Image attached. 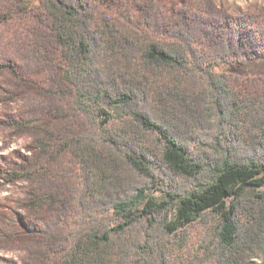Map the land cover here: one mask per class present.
Listing matches in <instances>:
<instances>
[{"label": "trees", "instance_id": "1", "mask_svg": "<svg viewBox=\"0 0 264 264\" xmlns=\"http://www.w3.org/2000/svg\"><path fill=\"white\" fill-rule=\"evenodd\" d=\"M128 1L135 12L13 7L62 61L42 89L39 141L62 171L33 193L57 204L47 264H264V195H247L264 186V85L238 91L215 68L244 61L256 36L210 0H190L172 25L160 0ZM35 172L25 161L13 175Z\"/></svg>", "mask_w": 264, "mask_h": 264}, {"label": "rangeland", "instance_id": "2", "mask_svg": "<svg viewBox=\"0 0 264 264\" xmlns=\"http://www.w3.org/2000/svg\"><path fill=\"white\" fill-rule=\"evenodd\" d=\"M35 1L0 0V264H47L46 229L57 214L53 198L47 194L35 198L33 193L47 192L46 185L62 171L43 157L39 147L41 127L51 123L50 103L42 89L49 75L61 71L62 61L33 20L13 8ZM101 1L112 8H132L128 0ZM210 1L257 39L248 46L252 52L244 61L230 58L217 63L216 70L228 75L238 91L260 90L264 85V0ZM160 5L166 25H172L190 0H160ZM204 33L211 51L221 47L220 40L210 45L211 32ZM25 161L36 172L27 178L14 176ZM255 193L264 195V186L247 189V195ZM259 260L253 258L249 264Z\"/></svg>", "mask_w": 264, "mask_h": 264}]
</instances>
